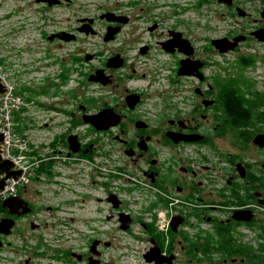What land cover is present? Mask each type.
Instances as JSON below:
<instances>
[{
    "label": "flooded vegetation",
    "instance_id": "obj_1",
    "mask_svg": "<svg viewBox=\"0 0 264 264\" xmlns=\"http://www.w3.org/2000/svg\"><path fill=\"white\" fill-rule=\"evenodd\" d=\"M13 1L11 9L20 18L18 31L38 28L29 14L42 11L40 29L49 42L47 61L59 68L40 87H32H43L48 95L45 106L53 111L49 119L63 111L72 125L53 132L48 141L52 150L41 154L32 149L36 166L44 163L43 182L51 201L41 195L38 175L0 198V264L9 250L12 264H122L121 260L125 264H264V0H219L222 30L207 36V57L181 30L195 47L193 54L186 52L190 45L180 46L173 35L178 26L169 28L158 42L175 57L168 79L173 91L163 96V102L171 101L164 109L151 106L149 111L142 108L149 87L131 86L135 69L127 70L133 67L128 50L135 37L120 36L134 15L94 3L99 11L80 14L71 26L48 31L44 28L51 16L46 12L69 7L75 0ZM110 25L118 30H112L113 37L107 40ZM158 25L153 20L148 29ZM63 30L76 37L56 34ZM99 32L108 48L85 50L83 37ZM170 40H175L174 51L165 48ZM51 46L59 50H49ZM151 47L149 42L139 45L145 53ZM116 54L123 57V64L108 67V58ZM97 56L106 57L103 66L82 71L83 59ZM64 58H71L72 64ZM197 58L204 61L201 74L179 72L183 61L191 69ZM100 67L111 78L107 83L90 79ZM69 70L81 71L109 93L84 96V103L67 112L63 109L67 98H57L65 94ZM78 93L74 89L69 95L79 99ZM105 108L118 114L109 127L97 129L84 120L85 113ZM81 122L88 123L92 136L81 130ZM72 134L77 139L71 140ZM88 161H95V166H87ZM117 171L130 172L138 182L116 189V177L121 176ZM69 185H75L70 195ZM127 190L138 195H125ZM137 198H141L140 209L132 206ZM101 202L110 209H99ZM160 207L164 216L161 213L158 225ZM122 216H128L127 228L122 227ZM118 230L140 242L139 253L120 240ZM116 248L123 252L118 261Z\"/></svg>",
    "mask_w": 264,
    "mask_h": 264
},
{
    "label": "rangeland",
    "instance_id": "obj_2",
    "mask_svg": "<svg viewBox=\"0 0 264 264\" xmlns=\"http://www.w3.org/2000/svg\"><path fill=\"white\" fill-rule=\"evenodd\" d=\"M100 2L104 3L102 8H115L120 12L134 15L132 22L125 27L124 32L120 36L127 40L130 37H135V40H133L134 46L128 50L129 63H133V67L129 66L127 70L131 71L133 68L135 69L134 74L136 76L131 81V86L149 87L148 91H146V101L142 105L143 110L146 108L148 111L152 110L149 108L151 106L159 108L163 106L164 109L165 104L171 101L167 98L166 102H163V96L173 91L168 79L172 73L175 57L161 48L158 39L167 35L169 28L177 25L180 30L194 41L200 55L207 57V36L219 35L222 30L220 20L222 4L219 0H75L69 7H55L48 10L46 14L50 15L51 19L46 24L44 30L53 31L57 28L71 26L78 15L83 13L92 14L99 11L100 9L96 8L94 3ZM13 5V0H0V18H3L0 19V62L3 57L5 67L14 72L12 76L17 81L25 99L23 110L20 111L23 119L22 121L16 120L18 121L16 128H19L25 133L26 137H29L32 149L37 148L43 154L52 150V147L48 146V141H51L53 132L66 129L72 125V122L63 111L54 113L53 119H49L48 117L53 111H49L45 106L48 102V95L42 93L29 97L30 92L25 90L24 85H27V83L40 87V85L45 83V77L57 71L59 66L57 64L51 65L47 61L46 53L49 42L44 38L40 29L43 23L42 11L32 10L29 14L31 21L36 22L38 28H26L23 31H18L20 18L14 14V9H11ZM6 13L8 15L11 14V16H6ZM153 20L159 21V25L155 30L151 31L148 27ZM98 27L103 30V23H99ZM143 42H149L152 46L146 53L141 52L139 49V45ZM83 45L85 50L89 49L90 51L95 48L104 51L108 48V42L103 39L101 32L96 35L84 36ZM52 48L53 46L49 50H52ZM58 50L57 48H53V51ZM66 56L69 57V54ZM105 59L106 57L99 56L91 59L84 58L82 61L83 65L81 64L80 68L82 71L92 70L96 64L103 66ZM64 61H67L68 65L72 64L71 58H64ZM80 79H83L85 84L79 83ZM85 79L81 71L73 70L69 72L67 84L63 86V89L65 91L68 90V92L64 91L63 93L65 94L57 98V100L67 98L66 104L63 103V109L67 112L70 113L76 109L78 103H84L81 101L84 100V96L94 95L99 97V95L109 93L107 89H101L94 81L91 82L88 78ZM148 83H152L155 89H150L151 86ZM74 89L79 90V93H81L79 99H74L69 95V92ZM150 92H152L151 95ZM39 102H44V105L39 104ZM78 126L83 132L87 129V134L92 136L88 123L81 122ZM76 128L78 129V127ZM107 161V159L104 160L105 163ZM61 166V164H58L59 169H61ZM87 166H95V161H88ZM118 173L121 176L116 177L115 188L122 189V186L131 187L125 179V175L117 171L116 174ZM34 176H37L36 170ZM43 177V173L39 174L37 186L42 188L41 195L46 201L50 202V192L47 188L48 186L43 182ZM59 179L62 181L63 176L60 175ZM87 189L92 188L85 187V190ZM68 191L69 195L73 194L75 192V185H69ZM123 193L125 195L130 193H133V196L138 195L137 192L129 190L123 191ZM140 205L141 198H137L136 202L132 203V206L136 209H140ZM91 207L92 203L89 202L88 208L91 209ZM100 208L107 210L110 209V205L107 202H101ZM90 209L85 210L84 214H87ZM77 211L82 210L79 209ZM69 213L71 212L69 211ZM116 233L121 241L133 245L132 249L137 250L138 253L140 252L141 246L139 241H134L129 234H125L120 230ZM122 253V250L115 249L117 261L120 260L118 259V255ZM12 255L11 250L5 251V259L2 264H12L13 261H9ZM121 261L122 264H125L123 260Z\"/></svg>",
    "mask_w": 264,
    "mask_h": 264
},
{
    "label": "built area",
    "instance_id": "obj_3",
    "mask_svg": "<svg viewBox=\"0 0 264 264\" xmlns=\"http://www.w3.org/2000/svg\"><path fill=\"white\" fill-rule=\"evenodd\" d=\"M4 67V68H2ZM13 71L0 65V77L6 86V90L0 93V133L4 134V141L1 145V153L4 158H9L15 163L16 169L21 168L22 173L18 178L9 177L3 189L0 190V198L5 199L8 195L17 191L20 185L28 183L34 173L38 162L32 159V148L29 137L16 129L15 112L19 111L25 104L23 93L19 90L17 81L12 76ZM129 186L138 182L137 178L129 173L124 174ZM163 207L158 209V225L161 213L164 216Z\"/></svg>",
    "mask_w": 264,
    "mask_h": 264
},
{
    "label": "water",
    "instance_id": "obj_4",
    "mask_svg": "<svg viewBox=\"0 0 264 264\" xmlns=\"http://www.w3.org/2000/svg\"><path fill=\"white\" fill-rule=\"evenodd\" d=\"M111 14H113L112 12H110ZM118 18L115 17H111L108 16V19H118V20H122L123 22H126L128 20V18H124V19H120V16H117ZM89 18L91 21L93 20L92 17H87ZM112 30H115V27L110 25L109 29L107 30L106 33V39L108 40L109 38H112L113 36L111 35ZM118 28L115 30L117 31ZM57 35L66 38V39H73L76 37V35L74 33H71L67 30H63L59 33H56ZM176 37V43L179 44L180 46L189 44L190 45V49H187L186 52L193 54L195 52V47L194 45L191 43V41L186 38L183 35V32L181 30H177L174 31V34ZM222 38L221 39H217V42L221 43ZM175 44V40H170L169 43L167 45H165V48L169 51H174V44ZM188 63V62H187ZM123 64V57H121L119 54L113 55L111 57L108 58L107 60V66L108 67H120ZM204 61L200 58L197 59H193V63H191V69H188L186 66V62L183 61L179 72L180 73H192L195 70H199V73L201 74L200 71V67L203 66ZM96 73H93L90 75V79L91 80H99L102 81L104 83H107L111 78L108 74H106L104 68L100 67L98 68L96 71ZM6 90V86L3 83L1 77H0V93L4 92ZM84 120L87 122H90L93 126H95L97 129H102V128H107L110 126V124L115 123L118 120V114L114 113L112 108H105L99 112L96 113H85L84 114ZM185 138L190 139L192 138L191 136H185ZM71 140L77 139V136L72 134L70 136ZM4 141V134L0 133V190L4 188L6 182H7V178L9 177H16L18 178L19 175L22 173V169L21 168H14L15 167V163L9 159V158H4L2 156L1 153V145ZM73 149H77L78 148V144L73 143L72 146ZM115 206H118V202L115 203ZM123 213H121L122 215ZM122 220V227L123 228H127L128 226V216H122L121 217Z\"/></svg>",
    "mask_w": 264,
    "mask_h": 264
},
{
    "label": "trees",
    "instance_id": "obj_5",
    "mask_svg": "<svg viewBox=\"0 0 264 264\" xmlns=\"http://www.w3.org/2000/svg\"><path fill=\"white\" fill-rule=\"evenodd\" d=\"M3 62H4V59L2 57V60H1L0 64L3 63ZM71 68L72 67H70V69ZM68 72H71V71L69 70ZM67 76H68V78H67V81H68V79H69V73H67ZM24 88H25V90H28L30 92L29 93L30 94L29 97H33V96L40 95V94L44 93V88L43 87H41V88H34V87H32V85H24ZM91 101H92V97L87 98V102L88 103L91 102ZM39 104L44 105V102H39ZM22 110H23V106L21 107V109L19 111L15 112V120L22 121L23 117H22V115H20V111H22ZM16 122L18 124V121H16ZM16 129L19 130L20 132H22L19 128H16ZM35 152H38V149H34L33 150V153H35ZM35 170H36V173H37L38 176H39V174L44 173V170H45L44 163H42L40 166H37V167L35 166Z\"/></svg>",
    "mask_w": 264,
    "mask_h": 264
}]
</instances>
